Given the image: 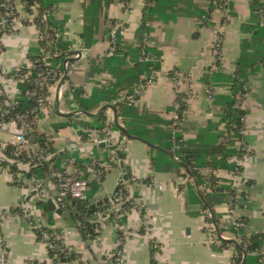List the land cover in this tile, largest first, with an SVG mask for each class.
<instances>
[{"label": "crops", "instance_id": "1", "mask_svg": "<svg viewBox=\"0 0 264 264\" xmlns=\"http://www.w3.org/2000/svg\"><path fill=\"white\" fill-rule=\"evenodd\" d=\"M94 1L98 2L71 0L58 5L56 11L69 16L63 36L71 41V46L65 53V60L72 58L71 55L77 51L85 54L83 59L76 60L73 72L62 82L64 97L61 101L58 99L59 86H52L51 100L55 112L40 118L37 125L40 132L53 140L58 153L65 154L63 164L70 156L83 157L85 146H90V152L99 157L112 155V149L108 147L101 148L93 142L84 144L78 139L75 127H62L61 124L66 122L69 113L78 108L73 93L75 89H81L82 94L86 92L87 96L83 97L89 98L114 83L116 75H122L126 70L125 66L105 62L109 57L112 26L115 22L124 25L122 40L127 47L134 48L139 42L137 33L147 7V0H131L129 6L124 0H100L94 7L95 23L91 26V30L97 33H93L91 38L94 41L86 47L88 20L85 7L89 3L90 7L96 4ZM229 2V18H225L221 11L212 15L216 9L212 0H162L158 10L152 13L148 22L149 41L150 47L161 54V68L137 102L127 104L129 113L126 117L119 116L116 108L120 124L126 127V121L131 128L143 134L132 135L151 144L122 135L121 130L114 129L117 142L122 146L124 162L130 166V179L123 184L135 201L124 209L123 216L114 218L110 215L105 219V228L95 237L84 238L70 211L59 215L51 210H42L37 205L39 193L28 201L32 188L15 184L0 165V242L7 251L3 264L51 263L48 245L39 238L35 229L37 222L44 228L66 231V244L72 253L77 254L72 264H107L119 247L124 256L123 264H228L232 247H221V240L207 229L203 205L188 200L192 190L187 184L195 185L198 195V191L202 192L201 186L185 174L184 167L177 166L166 152L168 141L160 145L146 136L164 137L171 132L173 103L182 91L190 96L186 119L178 130L182 137L180 142L183 141L186 148L218 143L217 135L225 131L222 121L225 105L212 95H229L230 86L225 78L216 79L215 75L233 74L241 57L256 62L252 67L255 71L250 73L246 84V93L240 97V107L246 111L245 143L251 154L243 161L235 180L231 176L233 168H217L213 172L225 181L230 180L239 194L234 217L244 218L243 233L263 238L258 249L246 261L248 264H264V34L257 33L258 30L263 31L264 26L259 23L261 26L258 27V17L253 11L254 0ZM18 17L21 22L19 28L0 35L2 89L16 85L11 74L29 61L30 49L39 44V28L31 21L30 9L23 1H20ZM223 22L225 26L220 33L222 41L218 55L214 44L215 30ZM132 53L126 57L130 63L135 57ZM216 59H219L217 65ZM175 69L188 75L180 84L170 77V72ZM147 75L144 73L141 78ZM208 90H212L211 96ZM124 98V92L120 91L111 103L116 105ZM104 104L107 103L100 107ZM106 114L108 121L114 123L113 112L107 109ZM233 159L234 156L230 158L231 163H234ZM202 172L209 175L212 170L203 169ZM121 173L119 162L112 164L101 182L102 190L95 196L102 197L111 192ZM49 194L54 196L56 189L50 188ZM16 208H25V212L30 209L34 218L13 211ZM228 209L227 200L215 203V212L223 228L230 221ZM6 210L11 213L1 217ZM144 212L149 219L148 229L144 223ZM94 219L97 221L98 218L94 216ZM223 233L230 240L236 237L231 229H225Z\"/></svg>", "mask_w": 264, "mask_h": 264}, {"label": "built area", "instance_id": "2", "mask_svg": "<svg viewBox=\"0 0 264 264\" xmlns=\"http://www.w3.org/2000/svg\"><path fill=\"white\" fill-rule=\"evenodd\" d=\"M20 1L22 0H2L0 3V35L5 32H14L21 25L20 18L18 17ZM124 1L127 6L130 5L131 0ZM156 1L157 0H150V5H154ZM260 1L264 5V0ZM212 2L216 6V9L212 12L213 16L216 15L218 11H221L225 18H229L231 13L229 0H212ZM29 9L31 21L36 23V17L39 15V4H32L29 6ZM262 15L263 16L261 17L260 24L264 25V9L262 11ZM39 20L46 22L47 14L42 13L39 16ZM224 26L225 22H223V24L215 30L214 44L218 55L222 41L220 33L222 32L221 30H223ZM123 33L124 25L119 22H115L112 26L110 46L107 52L109 56H113L116 53L117 36H123ZM54 34L56 39L61 36V33L57 29H54ZM40 38L41 34L39 33L38 41ZM143 47H150L149 33L144 34ZM57 55L58 52L45 51L41 53V55L36 59L30 58L29 61L24 64V70L21 71V66H23L21 65L18 66L11 74L16 85L13 88H0V93L4 96L3 99H0V130L5 129L13 133L12 140L0 141V165H2V167L7 170L12 181L19 186H28L29 188H32V190L43 186V190L39 192L41 196L38 198V200L46 201L48 197H52L57 207L66 211L68 208L69 198H72L78 202L83 201L87 197L90 183L92 181L102 182L107 169L111 167L112 164L118 163L119 158L115 150H112L111 156L102 158L94 155L93 152H90V146H85L83 148V157L81 158L87 159V163L83 167H78L76 165V157H72L71 159L67 160L65 164L62 163L63 170L55 168V166L50 163L49 170L42 179L35 178L34 175L30 178L26 176V173L33 167L50 161L53 156L52 153L46 151L40 146L38 142H35L31 137H29L28 132L32 131L38 125V122L40 121V115L43 117L54 114V106L51 100L52 86H59L58 99L61 101L64 97L62 84L64 77L66 79L73 72L74 68L76 67V60H81L85 57L83 51H77L71 55V60L69 58L64 60L60 65L52 66L50 60L52 57ZM142 60L153 61L154 54L151 51L146 50ZM35 69H38V71L34 73ZM159 70H152L146 77L142 79L136 90L127 96L126 102L128 104H135L137 102L138 97L141 95L144 89L154 82ZM170 77L176 84H180L186 77H188V75L180 69H175L170 72ZM24 82H28L35 88H28L24 93H22L20 84ZM208 91L210 92L211 96L212 90ZM179 93H181V95L177 96L173 103V118L170 124L172 140L175 143L174 150L179 149L178 142H180V139L178 138V130L182 122H184L186 119L187 104L190 96L188 92L185 93L181 91ZM20 95L32 98L34 100L33 105L26 109H21L19 102ZM82 95L87 96L86 92H83ZM78 110L80 109L77 108L73 110V112H77L75 115H73L74 117L89 119L87 115L81 113ZM242 121L243 126L240 128L239 133L242 136L244 149H246V151L242 156H234L233 160L235 167L231 171V176H233V179L239 175L243 161L251 154L250 149L245 143L244 137L246 133L245 116L243 117ZM74 129L76 130L78 139L86 145H90V142L95 144L105 142L107 144H117L118 148L122 149L121 144L117 142L114 127L110 125L102 128L101 132H94L95 134L93 133L91 138L89 129H84L82 132H80L79 129ZM86 132L89 134L88 137L85 135ZM100 133L103 135L101 136ZM13 166L16 168L15 170H13ZM159 187H161V185H159ZM205 187V185L201 186V190H204ZM232 187L234 192L229 196L228 199H226L229 203L228 217L230 218V221L227 223V225L224 224L223 226L224 229L227 230H240L244 226V221L241 218L234 217L235 208L237 205H233V201L238 203L239 194L234 188L233 184ZM50 188L56 189V194L54 196H50ZM125 189L128 191L127 187H125ZM129 199L130 196L128 198L124 194L119 197L116 196L113 201L108 203L109 205L107 207L95 211L94 216L99 219H97V221L94 219L96 221L95 232L98 233L103 228H105V219H107L110 215H113L114 218L123 216L125 210L122 205L125 200ZM134 201H132V203ZM27 210L28 209H26V211ZM10 213L11 211L6 210L2 213L1 217H6ZM21 214L29 216V214L25 212V208ZM143 216L144 223L148 229L149 219L145 212L143 213ZM207 229L214 236L217 235V230L214 223H208ZM220 233L221 237L217 235L220 240H230L227 235L222 232ZM66 238L67 233L66 231L62 230L54 232L52 237L48 236V234H45L41 239L48 245L49 250L54 251L56 249V245H58L60 250L69 256L72 253V250L66 244ZM50 239L54 240L55 243L51 242ZM235 239L236 242H240L242 239L241 233L236 235ZM6 253L7 251L3 243L0 242V264L4 263L6 259ZM56 258L60 261H56ZM51 259L52 260L50 264H67L61 261L59 253H54ZM123 263L124 256L121 248L119 247L114 251L112 258L107 264ZM241 263L242 261L238 259V252L236 248L232 246V257L228 264Z\"/></svg>", "mask_w": 264, "mask_h": 264}, {"label": "trees", "instance_id": "3", "mask_svg": "<svg viewBox=\"0 0 264 264\" xmlns=\"http://www.w3.org/2000/svg\"><path fill=\"white\" fill-rule=\"evenodd\" d=\"M25 2L26 6L29 7L32 4L38 3L39 4V15L36 17V23L39 28V33L41 34V38L39 39V44L35 48L30 49V58L36 59L38 58L41 53L45 51H54L58 52V56H54L51 58L52 66H57L63 63L65 60V53L70 50L71 41L64 39L63 34L66 30V24L69 19V16L56 13L57 6L69 2L71 0H22ZM100 0H98L99 2ZM162 0H157L154 5H150V0H147V7L144 13V19L138 31V45L134 48L127 47L123 42V36H117V50L113 56H109L105 58V62L114 64L116 66H125L126 70H123L122 75H116V81L109 86H106L102 91L98 94H92L89 98H84L82 95L81 89L74 90V97L78 102V109H82L86 112L94 113L102 103H111L113 100L117 99L120 91H123L125 94V98L120 100L116 103V108L119 112V116L126 117L128 115V109L126 98L128 95L133 93L138 85L141 83L142 78L141 75L144 73L149 74L152 70H159L161 68V54L155 51L153 48L143 47V39L144 34L148 33L150 30L148 27V22L152 19V13L158 10L159 3ZM2 0H0V3ZM96 4H92L90 7V3L85 7L88 25L85 28L86 38H85V45L86 47L90 46V44L94 41L91 37H93V32L91 30V26L95 23L96 13L93 14V10L95 5L98 4L97 1H94ZM156 7V8H155ZM90 9L92 10V14L90 13ZM264 9V5L260 0H254L253 2V11L258 17V27L261 26V17L262 11ZM42 13L47 14L46 22L39 20V16ZM161 18V16L157 17ZM260 20V21H259ZM264 26V25H263ZM54 29H57L61 36L56 39L54 34ZM258 34H264L263 31L257 32ZM146 50L151 51L154 54L153 61H144L142 57L144 56V52ZM133 52V53H132ZM130 53L134 54L135 57L131 60H126V57L130 55ZM133 56V55H132ZM264 59V56H263ZM219 64V59H216V65ZM256 65L255 61L245 60V57H241V59L237 63V68L235 72L229 76L221 75L222 73H217L215 78L218 79L221 77L225 78L227 83L230 86V94L229 95H220L217 96L213 94L212 97L215 100L219 99L225 105L224 115L222 121L225 123V131L219 132L217 135L218 143H210L204 146H197L188 148L185 147V143L178 142L179 149L174 150L175 143L172 140L171 132L164 137H155L151 138L148 135L146 136L151 142L158 143L160 145H164V142L168 141V144L165 146L166 152L172 157L175 161L177 166L184 167L185 174H188L191 178H193L198 186L205 185V189L202 190L204 195V200L195 192V185L187 184L189 189L192 190L190 197L188 200L192 202L195 200L200 202L203 205V209L206 215V221L208 223H214V225H218L220 232H224L225 229L222 227L221 221L218 218L217 213L215 212V203L221 200H226L229 196L234 192L232 187V183L230 180H223L220 177L216 176L213 170L217 168H231L235 167L234 163L230 162V158L232 156H242L246 149H244V143L242 136L239 133L240 128L243 126V117L246 114V111L240 107V97L246 93V84L249 81V75L251 72H254L255 69L252 68ZM25 65L21 66V71L24 70ZM250 68V69H249ZM38 69L34 70V73L37 72ZM20 88L22 93L26 91L28 88H35L33 85L29 84L28 82H24L20 84ZM181 95L178 93L177 96ZM4 96L1 95L0 99H3ZM20 108L26 109L33 105L34 100L29 97H25L20 95L19 97ZM183 106V105H182ZM107 109H104L96 114H92L89 119L83 118H76L73 115L69 114L66 117V122L61 124L62 127L67 125H72L76 129H79L82 132L84 129L90 130V138L94 132H101L102 128L105 126H112L114 129H118L113 122L108 121L107 117ZM42 116L40 115V118ZM128 131L133 134H141L135 131L133 128L129 126V124L124 121ZM205 130V129H204ZM86 137L89 136L88 132H86ZM102 136L103 134L100 133ZM143 135V134H141ZM28 136L31 137L35 142H38L42 148L46 151L53 154L50 161L40 164L36 167H33L30 171L26 173V176L30 178L31 176H35V178L42 179L45 177V174L49 170V164L52 163L55 168L59 170H63L62 161L65 158V154L60 155L58 150L54 146L53 140H50L45 133L39 131L38 126H36L32 131L28 132ZM178 138L181 140V136L178 135ZM162 153V152H160ZM166 155V154H165ZM73 156H70L71 159ZM76 165L78 167H83L87 163V159L76 157ZM167 163L172 164L173 162L167 160ZM4 164V163H3ZM168 164V165H169ZM5 165V164H4ZM15 165V164H13ZM170 166V165H169ZM13 170L16 168L13 166ZM203 169H210L212 173L207 175L204 174L202 171ZM105 175V174H104ZM102 190L101 182L92 181L89 185L87 197L83 201H76L72 198L68 200V208L66 211H70L73 214L74 218L77 221V227L79 228L80 232L84 236V238H93L97 235L95 232L96 221L94 220V213L97 210H101L104 207H107L109 204H102L97 205L91 201V199L98 194ZM124 194L129 198L131 196L130 192L125 189V185L122 184L120 190L118 192L117 197ZM134 196L132 195L129 200H125L123 203V208L127 209L133 200ZM88 203L89 206L81 212L79 215H75L74 211L81 205ZM233 205H237L235 201H233ZM37 205L41 207L44 211H49L48 207L44 200H38ZM24 208H16L13 211L23 212ZM212 211L213 217L210 214ZM50 212V211H49ZM244 221V218H241ZM33 222V221H32ZM245 222V221H244ZM34 225L36 224L33 222ZM245 224V223H244ZM39 238H42L48 232V236L52 237L54 232H57V229L52 228H44L41 229L40 227L35 228ZM206 229V228H205ZM238 235L241 233L242 239L240 242H236V239L231 240H223L221 239L222 245L221 247H225L227 245L233 246L236 248L238 252V259L243 261L244 258H248L254 253L257 249L259 244L262 241V236H246L243 233V230H231ZM51 240V239H50ZM54 242V240H51ZM55 243V242H54ZM54 253H59V250L55 249L49 250L50 257L53 256ZM70 261L69 264H72L74 260L77 258V254L71 253L69 255ZM57 259V258H56ZM55 259V260H56ZM56 261H60L57 259ZM247 262V261H246ZM245 264H248V262ZM242 264V263H241Z\"/></svg>", "mask_w": 264, "mask_h": 264}, {"label": "water", "instance_id": "4", "mask_svg": "<svg viewBox=\"0 0 264 264\" xmlns=\"http://www.w3.org/2000/svg\"><path fill=\"white\" fill-rule=\"evenodd\" d=\"M80 35L83 36V34H80ZM71 59H72V58H70V60H71ZM64 80H65V77H64L63 81H64ZM63 81H62V82H63ZM104 109H110V110L113 112V115H114V124H115V126H116L119 130H121V134H122V135H126V136H128V137H132V138H138V139H140V140H143V141L147 142L148 144H151L150 142H148L147 140H145V139H143V138H141V137H138V136H134V135H132V134L128 131V129H127L126 127H124L122 124H120V122H119V118H118V113H117V110H116V106H115L114 104H112V103L104 104V105L101 106V107L97 110V112H95V113L86 112V111H84V110H82V109H80V110H78V111H80L81 113H83V114H85V115H87V116H90V115H92V114H96V113H98V112H100V111H102V110H104ZM76 113H77V112L74 111V112H71V113H69V114H71V115H75ZM98 146L101 147V148H106V147H108V148H110V149H112V150H115L116 153L118 154L120 167L122 168V173H121V175L119 176L118 181H117V184H116V186L114 187V189H113L111 192H109L107 195H105V196H102V197L94 196V197L91 199V201L94 202L95 204H97V205H102V204H108V203H110L111 201H113V200L116 198V196H117V194H118V192H119V190H120L121 185H122L123 183L129 181V179H130V174H129V172H128V169H129L130 166L127 165V164H125V162H124V158H123V151H122L121 148H118L117 144H111V143L107 144V143H105V142H101V143L98 144ZM42 190H43V186H40V187H38V188L35 189V190H31L29 196L27 197V200L29 201L30 198H31L32 196L37 195V194H38L40 191H42ZM198 193H199L200 197L204 200V195H203V193H202L201 191H198ZM45 203H46V206L48 207L49 210H51V211H53V212H56V213L59 214V215H62V214L64 213V210H63V209L57 207V205H56V203H55V201L53 200L52 197H48V198L46 199ZM88 206H89L88 203H85V204L79 206V207L75 210V214H76V215H79L81 212H83L84 210H86V208H87ZM26 212H27V214L31 215V210H30V209H28ZM210 214H211L212 217H213L212 211H210ZM31 217L34 218L33 215H31ZM37 226L40 227L41 229H44V226H42L39 222H37ZM216 230H217V235H218L219 237H221V233H220V230H219V228H218V225H216ZM47 234H48V232H47ZM48 235H49V234H48ZM56 249L59 250V254H60V259H61V261H62V262H65V263H68V262L70 261V257L67 256L66 254H64V253L60 250V248H59L58 245H56ZM245 262H246V258H244V260L242 261V264H245Z\"/></svg>", "mask_w": 264, "mask_h": 264}, {"label": "rangeland", "instance_id": "5", "mask_svg": "<svg viewBox=\"0 0 264 264\" xmlns=\"http://www.w3.org/2000/svg\"><path fill=\"white\" fill-rule=\"evenodd\" d=\"M13 138V134L8 130L0 131V141H7ZM28 206V203L26 204Z\"/></svg>", "mask_w": 264, "mask_h": 264}]
</instances>
